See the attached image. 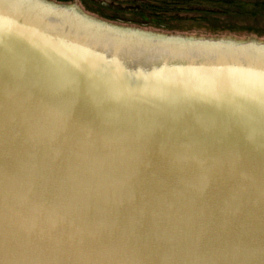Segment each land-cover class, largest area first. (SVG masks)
I'll use <instances>...</instances> for the list:
<instances>
[{"label":"water","instance_id":"obj_1","mask_svg":"<svg viewBox=\"0 0 264 264\" xmlns=\"http://www.w3.org/2000/svg\"><path fill=\"white\" fill-rule=\"evenodd\" d=\"M164 27L0 0V264H264V42Z\"/></svg>","mask_w":264,"mask_h":264},{"label":"trees","instance_id":"obj_2","mask_svg":"<svg viewBox=\"0 0 264 264\" xmlns=\"http://www.w3.org/2000/svg\"><path fill=\"white\" fill-rule=\"evenodd\" d=\"M72 2L73 0H55ZM97 4L99 0H89ZM122 7H140V11L106 8L118 14L129 12L159 24L194 22L205 34L243 33L264 37V0H104ZM186 14L189 17H182ZM123 16V15H122ZM180 30L176 27H164ZM193 30V28L191 27ZM189 31V30H188Z\"/></svg>","mask_w":264,"mask_h":264},{"label":"rangeland","instance_id":"obj_3","mask_svg":"<svg viewBox=\"0 0 264 264\" xmlns=\"http://www.w3.org/2000/svg\"><path fill=\"white\" fill-rule=\"evenodd\" d=\"M80 1L82 4V7H91L93 10V13L96 15H102V16H108V17H114V18H120V19H126V20H132V21H138V22H144V23H150V24H156L158 23L155 22H150L149 20H143L141 16H134L132 14H129V12L125 14H118L115 13L114 11H111L109 9H105L100 7L97 4H92L89 0H73L72 3H76ZM123 15V16H122ZM182 17H189L186 14H182ZM162 26H168V27H176L179 28L180 30H170L168 33H176V34H186V35H196V36H205V37H215V38H225V39H235V40H245V41H255V42H264V37L258 38L254 35H248V34H243V33H237V34H229V33H221L219 35H209L205 34L202 30L197 31L196 26L194 22H183V23H176L172 22L171 24H159ZM193 28V30L191 29ZM189 30V31H188Z\"/></svg>","mask_w":264,"mask_h":264}]
</instances>
